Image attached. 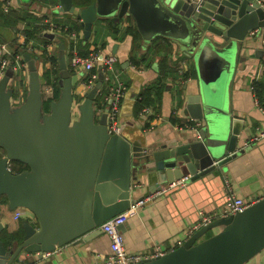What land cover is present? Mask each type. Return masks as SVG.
Segmentation results:
<instances>
[{"label": "water", "instance_id": "water-1", "mask_svg": "<svg viewBox=\"0 0 264 264\" xmlns=\"http://www.w3.org/2000/svg\"><path fill=\"white\" fill-rule=\"evenodd\" d=\"M87 1L58 0L56 7L79 20L85 39L93 28L103 33L105 19L118 24L131 16L144 39L168 38L193 60L198 91L187 95L181 106L200 127L182 140L154 144L147 139L131 141L123 131L108 133L107 107L98 113L94 104L103 73L99 71V79L76 101L73 86L78 74L67 69L63 42L58 55L59 95L45 112L36 58L20 49L27 88L19 104L10 87L12 71L8 68L0 77V195L7 198L9 210L28 209L36 225L23 221L21 237L11 248L0 239V264L13 263L22 252H38L40 257L69 242H86L102 232V222L145 197L140 194L145 181L154 184L150 193L183 177L186 184H201L219 177L240 148L244 119L230 111L226 88L247 36L264 27V2L90 0L79 5ZM11 161L26 168L13 172ZM3 227L0 222V231ZM215 228L218 231L203 237ZM263 248L264 197L212 220L180 246L131 264H244Z\"/></svg>", "mask_w": 264, "mask_h": 264}, {"label": "crops", "instance_id": "crops-1", "mask_svg": "<svg viewBox=\"0 0 264 264\" xmlns=\"http://www.w3.org/2000/svg\"><path fill=\"white\" fill-rule=\"evenodd\" d=\"M10 1L15 5L14 11L19 13L28 11L30 15L40 18L44 23L46 27L40 36L48 39L45 50L49 55L56 56L57 61L61 52L59 42H63L62 51L69 71V40L67 36L66 40L57 39V33L62 32L57 28H49L48 23L51 20L60 26L68 27L69 22L73 20L82 32L79 20L71 19L69 14L57 12L58 0H38L31 4ZM89 1L79 5L86 6ZM5 2L6 0H0V9ZM103 22L102 26H105L101 29L103 33L93 28L87 39L82 33L78 47L83 53L98 52L100 55L112 53L117 56L116 66L125 84L118 114L120 133L123 131L131 141L147 139L149 144L166 139L182 140L184 137L192 136L199 129L200 122L195 128L185 127L183 124L190 118L183 114L181 103L187 95L196 94L198 91V76L193 60L184 56L168 38L156 36L149 40L144 39L131 16L120 20L118 24L109 19ZM20 25V21L11 24L0 20V41L12 45L22 43L24 39L19 32ZM260 31L264 32V28ZM45 32L54 34L53 38L44 35ZM162 40L168 41L171 45L169 52L156 51ZM157 43L159 44L155 46ZM32 44V52L38 56L36 66L41 79L42 97L52 98L54 87L59 85L60 77L55 83L46 81L45 72L49 65L42 60L43 44L37 40ZM180 70L186 73L185 79L181 78ZM70 74H78L73 86L74 98L77 101L82 99L88 90L82 79L86 74L83 71H71ZM26 81L27 76H21V93L14 90L13 98H16L18 103L25 96ZM255 81L264 84V50L259 35L256 37L248 35L247 41L240 48L239 60L226 88L230 111L234 116L244 119L238 137L239 150L235 157L225 164L219 177L208 178L201 184L188 182L185 186L164 194L161 189L150 193L149 187L154 184L145 181L140 194L144 195L146 200L135 206V212L126 218L121 229L127 251L146 253L152 252L156 247L169 249L174 246L176 240H186L188 238L186 228L196 220L200 210L208 212L225 205L224 177L237 197L250 200L261 196L264 192V137L250 140L253 135L264 130V104L262 100H257L254 93ZM155 84L162 86L164 84L161 92L155 91ZM13 85L14 82L10 81V87L14 89ZM47 87L51 88V93L47 92ZM146 87H152L151 96L154 102L144 107V113L136 114V101L140 91ZM97 112L100 113L99 110ZM7 204V198L0 195V222L4 225L0 239L3 242L5 233L22 232L23 221L36 225L34 215L28 210L18 220H14L13 210H9ZM218 229L209 230L203 237L211 235ZM13 246L9 243L7 245L8 248ZM108 253V237L100 232L86 242L73 241L57 246L47 256L39 257L35 252H22L16 261L25 264H92L97 254ZM244 264H264V248Z\"/></svg>", "mask_w": 264, "mask_h": 264}, {"label": "built area", "instance_id": "built-area-1", "mask_svg": "<svg viewBox=\"0 0 264 264\" xmlns=\"http://www.w3.org/2000/svg\"><path fill=\"white\" fill-rule=\"evenodd\" d=\"M2 9L5 13H7L11 9H15V5L10 0H6V2L2 5ZM48 25L49 28H57L65 36H67L69 40V64L75 72L83 71L86 74L87 79L83 80V82L87 89L92 87L95 82L99 79V71L103 73L102 80L109 82L108 94L106 96V107L108 110L107 131L110 134H119L120 124L118 120V114L123 94L125 92V84L120 77V70L116 66L117 56L112 53L107 55H100L98 52H89L86 55H81L79 54L77 49L79 39L82 36L81 30H75L74 28L69 29L67 26H57L51 20L49 21ZM23 28L24 27L21 24L19 27V32L24 39L22 33ZM260 29L262 28L253 29L251 30L250 34L253 36H260V43H262L264 50V32L261 33ZM26 48L28 51H33V44L31 40L26 43ZM8 68L12 71V77L10 78V81L14 82V90H18L21 93V76H27L26 63L23 60L22 55L16 51L15 47L11 43L6 41H0V77L5 73ZM183 73L184 70H180L179 74L182 75ZM47 92L51 93L50 87H47ZM13 100L15 104H19L18 102H16V98H13ZM97 109L100 112L102 111V108H96V110ZM188 121H192L193 124H189ZM188 121L183 124L185 127L192 126L193 128H195L197 125H199L198 122H195L192 119ZM261 137H264V130H260L257 134L253 135L250 140L254 141ZM185 182L186 177H183L181 179L167 183L161 188V190L164 191L168 188H172L175 186L181 187L186 184ZM223 183L225 188V205L208 212L200 210L198 212L196 220L188 228H186L187 237L191 236L196 230L208 224L212 220L219 217L233 215L236 212L244 210L246 207L257 201L258 199L264 197L263 192L258 198L244 200L243 198L234 195L232 188L225 179V177L223 178ZM145 200V197L141 200H138L126 210L108 218L100 224L102 232L108 237L109 240V253L107 255L97 254L92 264H131L133 262H138L146 257L161 255L177 246H180L183 243L184 240H176L174 246L169 249H161L159 247H156L152 252L146 253L129 252L125 249L124 239L120 229V225L124 224L126 218L135 212V206L140 205ZM26 210L28 209L24 207H16L15 209H13V219L18 220L25 213ZM50 252L51 251L41 252V257L49 255ZM11 264L25 263L17 262L15 260Z\"/></svg>", "mask_w": 264, "mask_h": 264}, {"label": "trees", "instance_id": "trees-1", "mask_svg": "<svg viewBox=\"0 0 264 264\" xmlns=\"http://www.w3.org/2000/svg\"><path fill=\"white\" fill-rule=\"evenodd\" d=\"M2 11H3V9L1 8L0 9V20H2L3 22H9L11 24H15L17 21H20V23L24 27L22 30V33L24 36L23 43L13 44V46L15 47L17 52H19L20 49H23L24 51L29 52L33 57H35L37 59L38 56L36 57V55L33 52L27 50L26 43L29 40H31L32 42H34V40L35 41L37 40L43 44V47H44L43 53L44 54L42 56V60H43V62H46L49 65L48 69L45 72V75L47 77L46 81H48V82L51 81V82L55 83V81L60 77L59 76V70H58V61H57L56 56L49 55L45 50V46H46V43L48 42V39L40 36V33L42 32V30L46 27V26H44V23L40 20V18H36V17H33L32 15H30L28 13V11L23 12V13L16 12L13 9L7 13H5L4 11L2 12ZM69 23H68L69 29H71V28H74L75 30L80 29L73 20H71ZM54 24L57 26H60L55 22H54ZM62 26H65V25H62ZM162 41L163 42H161V44L157 43L155 45V46H157L159 44L156 51L164 50L166 52H169L171 45L166 40H162ZM77 49H78L79 54H81V55L88 54V53L81 52L78 45H77ZM68 68H69L70 72L74 71L70 66ZM185 77H186V73H183L181 75V78L185 79ZM82 79L86 80L87 76L85 75ZM108 86H109L108 81H105V80L101 81L100 88L98 89V92H97V94L95 96V100H94V104H95L96 108H102L103 109L106 107V103H107L106 96L108 94ZM163 87H164V84H163V86L161 84H155L154 89L158 93V92H161ZM54 88H55V91H54L52 98H44L43 99L42 107H43V111H45V112H48V110H49L50 101L52 99H56L59 95V91H60L59 85L57 87L55 86ZM151 92H152V87H146L140 91L139 97L136 101V106H135L136 114L138 112L144 113L145 112L144 107H147L151 103L154 102V100L151 96ZM254 93L256 95L257 100L258 101L262 100V103L264 104V84L262 82H258V81L254 82ZM25 94H26V88H25L24 95ZM188 123L193 124L192 121H188ZM2 155H3V150H2V148H0V157ZM9 167L13 172H20L21 170L26 168V166H24L23 164H21L20 162H17V161H11L9 163ZM3 232H4V230H1L0 233H3ZM21 234H22V232L18 233L15 231L10 232V233H5L4 234L5 236L3 235L4 240H5L4 244L6 246L8 245V243H9V245L12 244L11 242H13V240L19 239L21 237Z\"/></svg>", "mask_w": 264, "mask_h": 264}, {"label": "rangeland", "instance_id": "rangeland-1", "mask_svg": "<svg viewBox=\"0 0 264 264\" xmlns=\"http://www.w3.org/2000/svg\"><path fill=\"white\" fill-rule=\"evenodd\" d=\"M58 36V37H57ZM57 39H60V38H62L63 40L65 39L66 40V38H65V35L63 34V33H57ZM22 86V85H21ZM27 88V87H26ZM23 100V99H22ZM4 196V195H3ZM2 199H4V198H2Z\"/></svg>", "mask_w": 264, "mask_h": 264}, {"label": "flooded vegetation", "instance_id": "flooded-vegetation-1", "mask_svg": "<svg viewBox=\"0 0 264 264\" xmlns=\"http://www.w3.org/2000/svg\"><path fill=\"white\" fill-rule=\"evenodd\" d=\"M13 89V88H12ZM13 92H14V89H13ZM15 93V92H14ZM14 93H13V95H14Z\"/></svg>", "mask_w": 264, "mask_h": 264}]
</instances>
